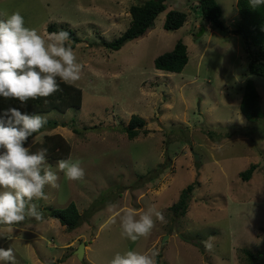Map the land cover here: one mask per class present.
I'll return each instance as SVG.
<instances>
[{
	"label": "rangeland",
	"instance_id": "1",
	"mask_svg": "<svg viewBox=\"0 0 264 264\" xmlns=\"http://www.w3.org/2000/svg\"><path fill=\"white\" fill-rule=\"evenodd\" d=\"M143 1L0 0V19L19 11L25 26L39 33L50 25L73 30L83 65L73 84L83 90L82 107L36 114L58 126L24 144L31 153L48 135L70 144L84 179L67 181L57 161L47 158L59 187L47 186L48 199L38 204L47 210L75 203L81 226L68 230L58 220L30 219L3 233L0 248L12 247L15 264H109L129 250L156 251V264H248L245 252L264 253V119L249 121L241 110L245 84L252 81L264 112V78L249 74L246 41L232 34L240 21L238 0H217L229 32L202 21L197 0H166L145 37L118 51L107 48L104 42L131 26V6ZM178 8L188 21L166 31L167 13ZM180 40L189 56L183 72L156 70L155 59ZM133 115L145 120L148 134L131 140L125 129ZM253 165L252 178L244 181L241 174ZM190 185L195 189L182 216L172 208ZM109 202L137 218L155 205L165 222L157 220L148 238L132 242L121 238L115 211H106ZM208 236L215 237L212 251L200 243Z\"/></svg>",
	"mask_w": 264,
	"mask_h": 264
},
{
	"label": "clouds",
	"instance_id": "2",
	"mask_svg": "<svg viewBox=\"0 0 264 264\" xmlns=\"http://www.w3.org/2000/svg\"><path fill=\"white\" fill-rule=\"evenodd\" d=\"M264 5V0H249L255 10ZM70 34L64 30L39 33L25 26L19 11L0 19V97L27 101L52 96L60 90L57 80L74 84L81 79L83 65L77 61L72 46L67 44ZM0 119V236L12 232L26 220H44L38 201L47 200L45 188H58L59 177L47 165V148L31 153L24 147L29 137L37 134L47 124L42 115L22 114L15 108L3 113ZM56 167L67 181L83 180L85 169L82 162L67 159L57 161ZM116 205L109 202L106 211L113 213ZM119 219L120 236L136 242L151 235L156 221L165 222L162 212L150 206L137 218L132 209L115 211ZM155 217V219H154ZM111 222H115L110 217ZM215 237L201 240L206 250L212 251ZM158 253L154 250L141 253L127 251L116 253L109 264H156ZM0 264H15L12 247L0 248Z\"/></svg>",
	"mask_w": 264,
	"mask_h": 264
},
{
	"label": "trees",
	"instance_id": "3",
	"mask_svg": "<svg viewBox=\"0 0 264 264\" xmlns=\"http://www.w3.org/2000/svg\"><path fill=\"white\" fill-rule=\"evenodd\" d=\"M198 12L202 21L212 25L214 29L222 32H229L228 27L222 20V9L217 0H197ZM166 0H145L140 4L133 5L130 8L132 15L131 26L124 32L122 36L113 42H104L105 46L114 51L122 49L128 42L139 40L145 37L149 30L153 28L157 17L166 10ZM181 7V6H179ZM237 7L239 10L240 21L232 34L241 35L246 41V53L249 58L248 72L250 75L264 78V5L253 10L249 6V0H238ZM188 21V15L185 10H170L167 13L164 23L166 31H177L183 28ZM63 30L55 25H50L48 32H56ZM70 34L71 46L73 50L81 43V40L75 35L71 29L64 30ZM189 63L188 48L183 40L178 41L175 48L171 52H167L154 61L156 70L165 73L180 74ZM60 90L52 96L29 100L22 104L18 99H5L0 97V119H7L3 113L8 109L15 108L22 114L36 115L40 113H48L57 111L65 114L69 109L81 108L83 103V90L73 84H64L57 80ZM241 110L249 121L263 120L264 112L261 108V96L252 81H248L244 87L243 101ZM58 125L55 121H48L41 129L44 131L47 127L52 129ZM146 122L141 117L133 115L129 126L125 129L131 140L138 138L141 133L148 134L145 130ZM79 130L76 129V132ZM209 136L213 137V132L208 131ZM40 148H47L48 155L46 159L58 161L67 159L71 153V146L65 141L61 135H48L44 140L35 143L32 147L34 153ZM257 165L251 166L248 170L241 174L244 181H249L255 172ZM194 185L188 186L183 191L180 201L173 206L172 209L184 216L188 211L190 198L194 192ZM44 219L49 218L58 220L68 230H75L81 226L83 215L80 213L77 205L71 203L67 208L56 209L49 208L42 210ZM248 258V264H264V253L255 256L251 252H245Z\"/></svg>",
	"mask_w": 264,
	"mask_h": 264
},
{
	"label": "water",
	"instance_id": "4",
	"mask_svg": "<svg viewBox=\"0 0 264 264\" xmlns=\"http://www.w3.org/2000/svg\"><path fill=\"white\" fill-rule=\"evenodd\" d=\"M204 30V29H202ZM196 161H199V156L195 155ZM84 255H85V244L82 243L78 250L76 251V256L78 260L83 261L84 260Z\"/></svg>",
	"mask_w": 264,
	"mask_h": 264
}]
</instances>
